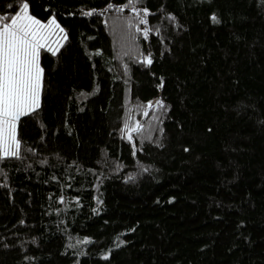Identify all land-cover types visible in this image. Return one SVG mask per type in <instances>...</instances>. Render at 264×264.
<instances>
[{"label":"trees","instance_id":"1","mask_svg":"<svg viewBox=\"0 0 264 264\" xmlns=\"http://www.w3.org/2000/svg\"><path fill=\"white\" fill-rule=\"evenodd\" d=\"M24 3L68 37L0 156V264H264V0H0V28Z\"/></svg>","mask_w":264,"mask_h":264},{"label":"snow or ice","instance_id":"2","mask_svg":"<svg viewBox=\"0 0 264 264\" xmlns=\"http://www.w3.org/2000/svg\"><path fill=\"white\" fill-rule=\"evenodd\" d=\"M53 28L59 29L56 20L45 24L35 19L29 13L28 3L22 5L11 23L0 28V156L4 158L19 156L17 121L40 107L43 86L40 51L46 47ZM48 50L55 54L51 47ZM147 63L151 64L150 58ZM138 130L139 126L132 129Z\"/></svg>","mask_w":264,"mask_h":264},{"label":"rangeland","instance_id":"3","mask_svg":"<svg viewBox=\"0 0 264 264\" xmlns=\"http://www.w3.org/2000/svg\"><path fill=\"white\" fill-rule=\"evenodd\" d=\"M20 12V11H19ZM19 12L16 14V15H18L19 14ZM29 13H30V15L32 16V17H34L35 19H38L37 17H35L32 13H31V11H30V9H29ZM15 15V16H16ZM14 18V17H13ZM52 19H55L56 20V23L59 25V29H62L63 31L61 32V31H59V29H55V28H53L52 30H51V32H52V34L49 36V38H48V41H47V44H46V47H44V48H42V49H48L49 47H51L52 49H54V50H56V51H58V49L62 46V44L64 43V41L67 39V37H68V34H67V32H66V29L60 24V22L57 20V18L56 17H52L50 20H48V21H42V20H40V19H38L39 21H41L42 23H45V24H47V23H49ZM8 23H11V20L8 22ZM41 49V50H42ZM55 51V52H56ZM40 53H41V51H40ZM39 63H40V60H39ZM40 66H41V63H40ZM41 68H42V66H41ZM43 69V68H42ZM43 87V86H42ZM41 101H42V90H41V99H40V104H41ZM22 117V116H21ZM18 124H19V120L17 121V126H16V138H17V140L19 141V139H18Z\"/></svg>","mask_w":264,"mask_h":264}]
</instances>
